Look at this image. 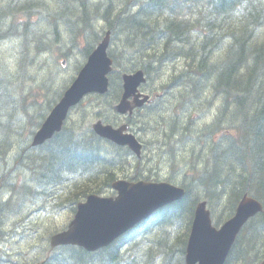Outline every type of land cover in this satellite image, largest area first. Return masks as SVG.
<instances>
[{"label":"trees","instance_id":"trees-1","mask_svg":"<svg viewBox=\"0 0 264 264\" xmlns=\"http://www.w3.org/2000/svg\"><path fill=\"white\" fill-rule=\"evenodd\" d=\"M60 8L70 23L59 18ZM8 19L11 36L0 43L16 35L19 50L15 66L0 57V212H18L34 200L51 204L53 211H73L89 193L111 195L118 178H157L142 162L144 153L134 157L128 147L98 136L91 127L93 117L111 123L119 119L113 104L121 96L124 72L142 69L146 84L153 75L160 81L152 90L161 96L128 121L133 125L140 115L139 129L153 130L154 138L143 140L151 152V143L160 147L152 159L165 153L174 171L179 164L185 168L184 198L104 249L59 247L46 264H185L200 199L208 200L217 225L234 213L244 194L264 204V0H0V24ZM120 26L127 29L119 32ZM107 31L111 43L118 38L122 48L110 49L116 71L105 104L95 107L101 116L85 110L39 151L22 132L26 124L33 134L46 116L42 109L30 112L35 61L56 44L64 55L78 48L86 56ZM63 32L71 35L67 50ZM167 65L173 68L165 79L161 72ZM81 67L75 65L76 74ZM76 74L64 81L48 109ZM175 89L180 90L174 94ZM3 113L8 120L2 121ZM209 113L214 118L201 126ZM189 139L195 142L192 152L181 157L175 144ZM18 172L30 174L18 179ZM263 241L264 211L245 226L225 264H257ZM35 249L40 258L49 247L43 242Z\"/></svg>","mask_w":264,"mask_h":264},{"label":"water","instance_id":"water-1","mask_svg":"<svg viewBox=\"0 0 264 264\" xmlns=\"http://www.w3.org/2000/svg\"><path fill=\"white\" fill-rule=\"evenodd\" d=\"M109 34L89 55L87 63L77 78L65 91L63 97L51 110L33 144L41 145L59 132L71 107L81 101L88 92L105 93L108 89V74L112 70V60L107 54ZM123 95L115 109L125 114L134 108L152 101L150 96L140 92L146 82L142 70L125 73ZM133 100H130V99ZM96 133L120 145H128L137 155H141L142 145L136 136L123 124L114 127L101 120L93 124ZM113 187L118 190L116 197H103L96 194L88 196L80 203L68 229L51 237V247L63 244H76L89 251L107 246L116 238L132 229L157 209L181 199L186 190L167 182L140 180L131 182L117 180ZM263 210V204L253 196L245 194L236 213L221 228L212 224L211 211L206 201L197 204L186 247V264H225L236 238L248 219ZM34 264H42L41 262Z\"/></svg>","mask_w":264,"mask_h":264},{"label":"rangeland","instance_id":"rangeland-1","mask_svg":"<svg viewBox=\"0 0 264 264\" xmlns=\"http://www.w3.org/2000/svg\"><path fill=\"white\" fill-rule=\"evenodd\" d=\"M59 18L67 20L70 23V20L67 17V13L64 12V10L61 8L59 11ZM9 21L10 19H8L7 23H5L4 21L3 23L5 24H1L0 26V41L5 39V35H7L6 37L11 36L9 29H7L9 27L7 25L9 24ZM125 29L127 28L124 26H120L119 32H122ZM128 32L129 31H127L125 34H128ZM62 34L64 39L66 40V46L63 47V50H67L69 43L68 40L71 35L66 32H63ZM50 35L53 36L51 33ZM116 39L117 40L111 43L112 50L117 47L122 48V42L118 38ZM85 42L86 40L83 39L80 44L83 45ZM59 46V44H56L54 51L41 55L35 61V64L31 69L33 78L31 79L30 84L33 86L34 92V95L31 96V99L34 98L35 103L33 106H31L30 112H40V109H42L46 114L49 113L50 109H48L47 107L48 102L55 97L56 92L62 87L64 81L70 79L73 75L76 74V71L74 69L75 65L78 63H81V65H83L87 59V57H85L78 48L72 49L68 57H62L60 55ZM18 50L19 40L18 36L16 35L0 43V57H2L6 62L13 64L14 66L18 57ZM127 55L133 56L132 51L128 50ZM63 59H66L65 65L62 64ZM172 68V65H167L166 67H164V70L161 72V77L167 79L172 72ZM155 78H157L156 75H153V79H151L149 83L145 85V88L147 90H152L156 87V85L160 83V81H156ZM178 90L180 89H175L172 93L176 94ZM91 95H88L82 101V103L72 111L68 122L80 119L82 113L85 110H91L93 113H96L98 111L96 114L101 116V108L97 110L95 107L97 105L102 107L106 102V98L94 96L98 94ZM169 99V97H166V101H168ZM220 101L221 97L216 100L217 106L218 104H220ZM214 113H209L206 118L199 121V124L203 126L204 124L209 123L214 118ZM173 114L174 113L169 114L168 119L171 118ZM196 114L199 115V113ZM118 117L119 119L116 120V124H120L123 121L122 116L118 115ZM135 118L136 122L132 125L134 132L143 140L153 139V130H150L148 132L140 130V115L136 116ZM1 119L2 121H6L9 119V116L3 113ZM97 119L98 118L96 117L91 118V124ZM182 127L184 128V126ZM22 132L24 137L29 136L31 142L33 134L29 135L30 133L28 125L25 124L23 126ZM177 134L181 135L182 132H179ZM188 142L189 143H182L179 145L175 144L176 152L181 157L183 155L186 157L188 156V153L192 152V148L195 142L190 139L188 140ZM150 147L151 149H153V152L150 151L148 146L144 151V158L142 160L145 165L151 168L150 172L155 173V177L158 178L157 180L168 181L170 178L171 180L169 181L180 184L184 177V164H179V169L174 171L172 166V163H174V161L170 160V157L168 155H165V153L162 155L161 159H152V157L155 156L157 151L160 149L159 145L151 143ZM199 148L200 147L198 146V149ZM15 149H17V147H15ZM203 149H206V147H204ZM38 150L42 151V148H38ZM113 195H116V193H114ZM220 207L222 208L223 206ZM22 209L23 210H21V212H19L18 214L2 213L0 215V221H2L0 225L1 228L9 231H14L17 229V232L14 233L12 241L5 242L3 243L4 245L0 243V255L5 253L3 249L5 246L7 248H10V245L13 244L14 253H11L10 256L14 255V261H16L18 264L24 262L26 259L28 261H32L31 258L36 253L35 246L43 242L46 243L47 234L58 226L65 224L67 219H69V216L71 219L74 214H70L69 210L65 209L62 211H53L51 209V204H45L42 200L29 201ZM70 219L68 220V222L70 221ZM23 254H25V256Z\"/></svg>","mask_w":264,"mask_h":264},{"label":"bare ground","instance_id":"bare-ground-1","mask_svg":"<svg viewBox=\"0 0 264 264\" xmlns=\"http://www.w3.org/2000/svg\"><path fill=\"white\" fill-rule=\"evenodd\" d=\"M60 7H61V6H60ZM64 9H65V8H64ZM1 12H2V11H1ZM53 14H54V13H53ZM67 15H68V14H67ZM63 17H64V16H63ZM67 17H68V16H67ZM25 30H26V29H25ZM56 32H57V31H56ZM29 33H30V32H29ZM23 42H24V41H23ZM39 42H40V41H39ZM23 45H24V44H23ZM26 45H27V44H26ZM26 48H27V47H26ZM37 48H38V47H37ZM42 48H43V47H42ZM173 55H174V54H173ZM22 60H23V59H22ZM22 62H23V61H22ZM21 65H22V64H21ZM53 81H54V80H53ZM60 97H61V96H60ZM72 133H73V132H72ZM95 136H96V135H95ZM45 145H46V144H45ZM84 145H85V144H84ZM0 147H1V146H0ZM114 150H116V149H114ZM112 152H113V151H112ZM64 153H65V152H64ZM117 153H118V152H117ZM117 153H116V154H117ZM11 154H12V153H11ZM116 154H115V155H116ZM120 154H121V153H120ZM122 155H123V154H122ZM122 155H121V156H122ZM81 157H82V156H81ZM45 163H46V162H45ZM53 164H54V163H53ZM27 167H28V166H27ZM49 167H50V166H49ZM49 167H48V168H49ZM144 176H145V175H144ZM72 200H73V199H72ZM67 205H68V204H67ZM172 245H173V244H172ZM174 249H175V248H174ZM113 250H114V249H113ZM62 254H63V253H62ZM66 263H67V262H66ZM67 264H68V263H67Z\"/></svg>","mask_w":264,"mask_h":264}]
</instances>
